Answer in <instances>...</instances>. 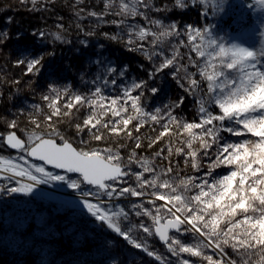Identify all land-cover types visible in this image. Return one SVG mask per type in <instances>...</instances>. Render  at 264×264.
I'll return each instance as SVG.
<instances>
[{
    "label": "snow or ice",
    "instance_id": "1",
    "mask_svg": "<svg viewBox=\"0 0 264 264\" xmlns=\"http://www.w3.org/2000/svg\"><path fill=\"white\" fill-rule=\"evenodd\" d=\"M97 4L72 5L75 42L63 17L56 31L32 29L41 48L15 55L25 33L0 30L4 248L30 249L19 229L51 201L108 237L101 264H264V0ZM191 8L202 23L176 18ZM93 37L97 54L80 67L51 66L57 42L80 53ZM100 37L143 57L144 75L101 54ZM25 89L38 100L14 106Z\"/></svg>",
    "mask_w": 264,
    "mask_h": 264
},
{
    "label": "rangeland",
    "instance_id": "2",
    "mask_svg": "<svg viewBox=\"0 0 264 264\" xmlns=\"http://www.w3.org/2000/svg\"><path fill=\"white\" fill-rule=\"evenodd\" d=\"M59 1L50 0L49 10L47 12H40L32 11L30 3H25L23 0H0V30L8 28L12 33L17 30L25 33L17 49L24 47L39 49L42 45L31 35L32 29L48 26L49 31L57 30L55 26L60 21L57 20L59 16L56 14L55 4L57 2L60 4ZM91 2L97 4V0H91ZM63 3L66 5L65 9L67 12L63 23L68 28L69 23L72 22L67 35L75 42L77 30L75 28L72 5L76 3V0H63ZM85 3H88V0H85ZM80 6L82 7L83 5ZM97 6L100 5L97 4ZM7 8H10L8 12H6ZM16 10L21 11L32 22L28 21L27 24L23 22L22 19L24 17L21 14H19L21 18H15L13 11ZM7 17L13 18L11 24L7 22ZM176 18L194 24L203 22L201 14L196 8H191L183 14H177ZM84 23H87V21H84ZM101 31H115V27L104 26ZM98 35L99 33H97ZM90 39V46L86 49H81L80 53H76L72 46L57 42L56 56L51 59V66L62 68L64 64L72 63L74 67H80L85 60L97 54V39L95 37ZM13 41L16 43L15 40ZM99 43L105 45L101 54L107 55L119 63H128L131 65L130 71L132 73L144 75L142 70L137 67L139 62H143V57L127 51L118 42L105 40L100 37ZM117 45L122 46V48L119 49ZM46 47L48 50H51V43H48ZM67 75L70 79H75V73L68 72ZM32 102L29 101V103ZM66 191L70 192L71 190ZM30 207L31 211L27 212L28 220L19 229V235L30 243L32 247L19 254L14 249H5L3 246L5 240H10L12 235L10 232L7 234V237L5 235V216L4 212L0 210V264H41V260L44 258L51 261V264H81V262L83 264H101L103 257L98 253L97 244L102 240L108 239V237L101 235L94 225L88 224L83 218H77L71 209L57 208L56 204L51 201L43 202L39 205L33 204ZM24 214L25 209H22L21 215ZM9 215H11V212H9ZM44 218H47L49 222L47 230L39 227L41 219ZM49 251H51V255H48ZM147 259L151 260V258Z\"/></svg>",
    "mask_w": 264,
    "mask_h": 264
},
{
    "label": "trees",
    "instance_id": "3",
    "mask_svg": "<svg viewBox=\"0 0 264 264\" xmlns=\"http://www.w3.org/2000/svg\"><path fill=\"white\" fill-rule=\"evenodd\" d=\"M60 4L57 2V4H55V11L57 12L56 14L59 16V17H63L65 19V17L67 16V12H66V9H65V4L63 3V0H60L59 1ZM10 10V8H7L6 12H8ZM12 12V11H10ZM15 12V14H14ZM19 14H21V16H23L24 18L22 19L23 22H25L27 24V22H32L30 19L27 18L26 15H23V13L21 11H13V16L15 18H21L19 17ZM26 16V17H25ZM31 18V17H30ZM64 21V20H63ZM231 21H232V17H229L227 18L226 20L223 21L224 25L227 26L229 24H231ZM17 46H18V43H14V41H12L9 45V48L11 49L13 55H15L17 53ZM117 47L119 49L122 48V46L120 45H117ZM4 64V58H3V54H0V68H2V65ZM16 71L17 69L11 64V62L9 61L8 62V68H7V72L8 74L11 76V75H15L16 74ZM4 75V71L3 70H0V76H3ZM34 97L32 96V93L30 90L28 89H25L18 97H16V99L12 102V104L14 106H20L21 104L23 105L24 104V101L27 100L28 101V104H31L29 103L32 102L34 99ZM33 99V100H32ZM35 100H38V97H35Z\"/></svg>",
    "mask_w": 264,
    "mask_h": 264
}]
</instances>
